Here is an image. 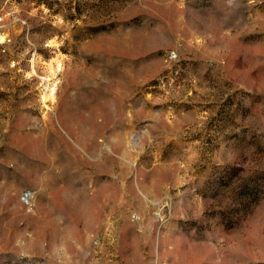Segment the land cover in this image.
Returning a JSON list of instances; mask_svg holds the SVG:
<instances>
[{
    "label": "rangeland",
    "instance_id": "1",
    "mask_svg": "<svg viewBox=\"0 0 264 264\" xmlns=\"http://www.w3.org/2000/svg\"><path fill=\"white\" fill-rule=\"evenodd\" d=\"M0 17V264H264V0Z\"/></svg>",
    "mask_w": 264,
    "mask_h": 264
},
{
    "label": "built area",
    "instance_id": "2",
    "mask_svg": "<svg viewBox=\"0 0 264 264\" xmlns=\"http://www.w3.org/2000/svg\"><path fill=\"white\" fill-rule=\"evenodd\" d=\"M3 21V18L0 17V25H1V22ZM0 33H1V27H0Z\"/></svg>",
    "mask_w": 264,
    "mask_h": 264
}]
</instances>
